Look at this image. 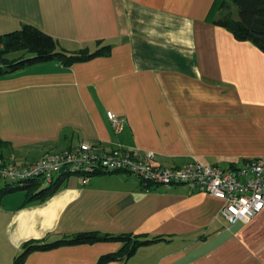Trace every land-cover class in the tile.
<instances>
[{
  "label": "crops",
  "instance_id": "obj_1",
  "mask_svg": "<svg viewBox=\"0 0 264 264\" xmlns=\"http://www.w3.org/2000/svg\"><path fill=\"white\" fill-rule=\"evenodd\" d=\"M218 0H0V35L32 26L68 53L109 52L0 75V160L21 165L89 144L152 152L160 167L264 159V53L212 23ZM237 19L236 16H232ZM20 57V56H18ZM17 57V58H18ZM124 121L112 132L106 113ZM0 186V264L26 243L94 233L161 238L107 264H264V208L229 225L222 202L125 173L67 177L41 202ZM120 241L28 253L22 264H97Z\"/></svg>",
  "mask_w": 264,
  "mask_h": 264
},
{
  "label": "built area",
  "instance_id": "obj_2",
  "mask_svg": "<svg viewBox=\"0 0 264 264\" xmlns=\"http://www.w3.org/2000/svg\"><path fill=\"white\" fill-rule=\"evenodd\" d=\"M106 117L112 132L119 134L124 121L111 112H107ZM67 171L75 173L83 185L98 171H119L139 178L144 187L187 186L220 200L219 214L229 225L245 223L264 208V159L260 158L225 169L196 162L165 168L155 163L152 152L123 148L103 150L80 144L21 165L0 160V180L11 187L23 186L32 180L50 184Z\"/></svg>",
  "mask_w": 264,
  "mask_h": 264
},
{
  "label": "trees",
  "instance_id": "obj_3",
  "mask_svg": "<svg viewBox=\"0 0 264 264\" xmlns=\"http://www.w3.org/2000/svg\"><path fill=\"white\" fill-rule=\"evenodd\" d=\"M217 3L218 9L225 10L226 4L232 6L235 9L237 19H233L232 14L226 12L218 19L213 20L212 23L230 31L236 41H249L264 53V0H218ZM101 44L100 41L96 42V49L92 52L85 48L75 53H68L61 49L58 42L51 36L32 26L23 25L18 31L0 35V75L13 73L35 64L53 61H57L65 67L86 62L109 52V46H101ZM14 52H20V57L8 59L7 56ZM117 173L127 174L119 171L113 173L98 171L95 175ZM69 176H76V174L67 171L50 184H44L40 180H32L26 185L15 187L5 184V191L22 190L26 192V203L41 202L55 194L63 181ZM42 184L45 187H42ZM131 238L136 240L129 245ZM98 241H120L124 244L118 252L102 256L97 262V264H107L118 258L130 257L139 247L161 241V238L139 240L137 237L132 236L110 237L86 233L73 237H62L52 242L35 241L26 243L23 246L22 252L16 257L14 264H22L25 256L31 251L49 250L63 245L95 243Z\"/></svg>",
  "mask_w": 264,
  "mask_h": 264
},
{
  "label": "rangeland",
  "instance_id": "obj_4",
  "mask_svg": "<svg viewBox=\"0 0 264 264\" xmlns=\"http://www.w3.org/2000/svg\"><path fill=\"white\" fill-rule=\"evenodd\" d=\"M227 6H226V8H225V13L226 12H230L231 14H232V16L234 17V16H236V12H235V9L232 7V6H230L229 4H226ZM21 55V53L20 52H14V53H11V54H9L8 56H7V58L8 59H14V58H17L18 56H20ZM47 155V154H46ZM37 161V160H36ZM4 182L2 181V180H0V186L2 187V186H4ZM42 187H45V185L44 184H42ZM134 240H136L135 238H131V240L129 241V245H131L132 244V241H134Z\"/></svg>",
  "mask_w": 264,
  "mask_h": 264
}]
</instances>
